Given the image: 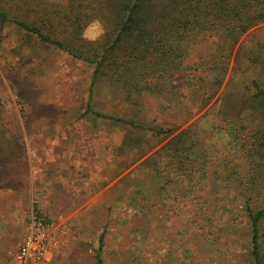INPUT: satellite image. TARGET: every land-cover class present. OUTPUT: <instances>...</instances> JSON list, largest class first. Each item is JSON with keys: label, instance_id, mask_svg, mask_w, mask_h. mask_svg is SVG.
Masks as SVG:
<instances>
[{"label": "rangeland", "instance_id": "374dc122", "mask_svg": "<svg viewBox=\"0 0 264 264\" xmlns=\"http://www.w3.org/2000/svg\"><path fill=\"white\" fill-rule=\"evenodd\" d=\"M102 33L94 22L84 37ZM239 45L242 63L232 61L221 84L173 73L166 96L179 92V99L146 95L132 115L106 79L91 83L93 66L0 22V264H13L31 211L54 225L45 264H250L248 228L226 186L212 194L206 181L187 198L167 164L158 180L147 162L169 139L158 131L189 126L199 150L226 153L232 126L216 115L218 99L254 93L253 80L264 88V23ZM210 54L208 41H197L188 63Z\"/></svg>", "mask_w": 264, "mask_h": 264}, {"label": "trees", "instance_id": "16d2710c", "mask_svg": "<svg viewBox=\"0 0 264 264\" xmlns=\"http://www.w3.org/2000/svg\"><path fill=\"white\" fill-rule=\"evenodd\" d=\"M0 22L93 66L91 83L106 79L137 115L146 95L169 103L179 99V92L166 96L173 73L206 74L221 84L231 62L235 68L242 63L241 39L264 23V0H68L65 6L50 0H0ZM94 22L102 24L103 33L87 40L84 32ZM203 39L211 54L188 63L189 47ZM251 86L252 94L228 91L218 99L216 115L232 126L228 150L221 157L199 150L189 126L174 134L158 131L169 139L147 162L158 180L167 164L187 198L202 192L206 181L212 194L226 186L248 228L249 262L264 264V88L257 80ZM96 116L140 127L128 119Z\"/></svg>", "mask_w": 264, "mask_h": 264}, {"label": "built area", "instance_id": "2783aa9c", "mask_svg": "<svg viewBox=\"0 0 264 264\" xmlns=\"http://www.w3.org/2000/svg\"><path fill=\"white\" fill-rule=\"evenodd\" d=\"M54 225L42 214L31 211L22 241L13 255V264H45L55 245Z\"/></svg>", "mask_w": 264, "mask_h": 264}, {"label": "clouds", "instance_id": "9594fccd", "mask_svg": "<svg viewBox=\"0 0 264 264\" xmlns=\"http://www.w3.org/2000/svg\"><path fill=\"white\" fill-rule=\"evenodd\" d=\"M99 35V34H98Z\"/></svg>", "mask_w": 264, "mask_h": 264}, {"label": "crops", "instance_id": "0c3cea01", "mask_svg": "<svg viewBox=\"0 0 264 264\" xmlns=\"http://www.w3.org/2000/svg\"><path fill=\"white\" fill-rule=\"evenodd\" d=\"M44 216V215H43Z\"/></svg>", "mask_w": 264, "mask_h": 264}]
</instances>
